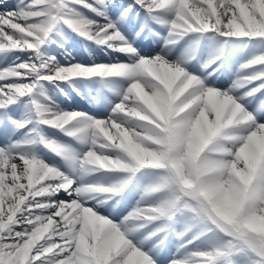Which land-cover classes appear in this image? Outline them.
<instances>
[{
  "label": "snow or ice",
  "instance_id": "obj_1",
  "mask_svg": "<svg viewBox=\"0 0 264 264\" xmlns=\"http://www.w3.org/2000/svg\"><path fill=\"white\" fill-rule=\"evenodd\" d=\"M137 4L147 14L141 31L147 26V19L167 25L166 44H172L189 33L208 31L227 38H264V0H135L121 13V19L132 12ZM21 5L23 0H18L16 7L6 2L0 3V53L33 51V56L28 60L0 68V119L8 120L15 129L25 127L29 121L13 119L8 114L9 106L33 93L40 80L63 81L60 77L65 72L69 77L85 75L76 67L78 63L61 66L54 57L45 58L40 51L53 27L62 21L83 37L138 58V67L159 75L174 101L173 123L187 116L193 120L199 117L204 122L212 116L213 127L219 128L221 121L229 126L223 132L226 138L232 129L245 125V122L247 130L254 136L264 135V122L257 120L231 94L233 88L256 80L262 82L246 95L264 89V53L255 55L241 68L244 70L257 65L259 70L240 76L249 79L241 80L238 77L228 90L205 85L193 88L189 87L192 80H177L179 71L169 67L163 56H139L132 43L118 30L117 24L107 19L106 13L96 6L106 8L105 0H95V4L88 0H28L26 5ZM73 5L89 8L104 16L107 22L86 18ZM162 10L171 12V19H163L159 15ZM156 65L160 66L159 71ZM87 75H91V72ZM32 103L38 124L55 127L88 144L97 157L114 156L120 151L118 146L122 137L114 127V124L121 123L118 117L123 115L118 110L106 118H97L78 111L53 110L35 100ZM178 111L180 114L177 116ZM153 119L157 124H162L161 120ZM73 120L83 122V127H72ZM24 143L31 141L0 146V264H155L154 258H150L142 246L126 238V233L130 231L127 224L131 219L145 223L157 221L162 217L160 208L154 204L152 208L156 210L153 211L148 206L138 204L119 224L114 223L83 204L82 188L74 187L73 180L63 171L33 154L18 150ZM67 159L71 160L73 166L79 165L84 172L90 170L83 153L79 159L70 154ZM62 191L73 198L53 199ZM182 206L192 213L194 221L210 225L208 231L216 229L226 239L219 248L195 251L185 257L174 256L169 264H191L193 258L196 264H212L217 257H227L241 251L255 254L257 259L253 264H264V228L259 221L260 217H264V201L256 200L255 215L243 228L225 227L192 202L191 196L184 197ZM167 219H172L171 214ZM41 224L47 225L43 233L38 228ZM37 235L43 238L37 240Z\"/></svg>",
  "mask_w": 264,
  "mask_h": 264
},
{
  "label": "clouds",
  "instance_id": "obj_2",
  "mask_svg": "<svg viewBox=\"0 0 264 264\" xmlns=\"http://www.w3.org/2000/svg\"><path fill=\"white\" fill-rule=\"evenodd\" d=\"M167 54L165 50L163 55L157 53L155 56H163L169 67L179 71L178 81L192 80L189 87L193 88L204 85L199 76L190 73L183 66L186 59L194 56L189 58L182 54L178 60H168ZM132 60V63L76 65L85 74L77 77H99L109 86H112L114 78L128 80L126 88L114 89L120 99L112 112L118 110L123 114L118 117L121 123L114 124L122 137L118 153L101 158L88 147L83 155L90 170L84 172L79 165L73 166L71 160L67 159L69 154L76 159L80 158V153L71 146L43 134L39 136L40 142L65 159L78 175L110 167L133 174L145 167L163 170L159 182L147 187L142 194L144 198L161 189L167 190L166 198L155 204L161 209L162 217L168 218L169 214L173 216V208L182 206L184 197L191 196L192 202L225 227L247 226L249 218L255 215L256 200L264 201V135L254 136L247 130L245 123L243 128L232 129L226 138L223 132L229 126L221 121L219 128L213 127V118L210 119L212 116L204 122L199 117L193 120L191 116H187L173 123L174 101L171 92L164 86L159 75L138 67V58L133 57ZM244 65L241 64L240 69ZM155 67L159 71L160 66ZM207 67L208 64L202 66ZM93 68L97 70L92 71ZM89 72L91 75H87ZM60 78L69 81L73 77L65 72ZM125 101L128 103L125 104ZM261 108H264V99L257 105V116ZM179 114L178 111L176 115ZM153 117L161 120L162 124H157ZM71 126L83 127V122L73 120ZM142 161L151 163H141ZM130 180L129 176L116 181L112 186H82L81 196L92 198L109 191H122ZM148 207L156 210L151 204ZM259 221L264 228V217H260ZM46 227V224L38 225L40 233ZM42 238V235L36 237L37 240ZM191 264H196L194 258Z\"/></svg>",
  "mask_w": 264,
  "mask_h": 264
},
{
  "label": "bare ground",
  "instance_id": "obj_3",
  "mask_svg": "<svg viewBox=\"0 0 264 264\" xmlns=\"http://www.w3.org/2000/svg\"><path fill=\"white\" fill-rule=\"evenodd\" d=\"M14 1H16V4H17L18 0H14ZM14 1L13 0H8V2H6V3L11 5L12 7H16L17 5L15 4ZM110 1H111V3L114 2V0H110ZM91 2L93 4H95V0H92ZM27 3H28V0H23V5H26ZM105 3H106V5L110 4V6L112 7V12L109 11V10H107V11L101 10V8H99V10L100 11H104L106 13L107 19H110L111 21L115 22L117 24L118 28H119L121 26L120 21L112 19V18L115 17L114 15H115V12H116L115 11L116 8L113 7L112 4L108 0H105ZM122 3H123V1L119 0V2L116 3L115 5H119L120 6ZM23 5H21V6H23ZM73 7H75L86 18H89V19L94 20V21H98L100 23L107 22V19L104 16H101L99 14L97 16H95L93 14L94 11H91V10L87 9L86 7L82 8V7L78 6V5H73ZM159 15L163 19L168 20V19H171L172 13L169 12L168 10H162L159 13ZM125 19H127V18H125ZM125 19H124V21H125ZM124 21H121V22H124ZM127 22L131 23V22H134V20L132 19V21L130 22V20L127 19ZM56 25H62V21L58 22ZM161 25H162V34L166 37L167 33L163 32V30H167V25H165V24H161ZM61 28L65 29L64 31H62V34H63V37L61 39L62 43L66 44V45H70V44L74 45V42H75V40L77 38L76 37L77 36L76 35L77 32L74 31L72 28L67 29L63 25H62ZM51 34H52V31L49 33V36H51ZM71 34L74 35L76 38L75 37L71 38ZM47 38L45 40V43L41 45V49H40V51L42 52V54H43V56L45 58L49 57L47 55H50V53L54 54L53 50H51V48L49 49L50 45H49V41H48ZM80 39H82V38H80ZM230 39H233L234 41L239 40L238 37L227 38V37H224V36H222L220 34H217L215 32L208 31V32H205V33H189V34H186L183 37L177 39L174 42V44L177 43V48H180V47L182 48V47H184V45L181 46L180 43H182V41H184V40L185 41L187 40L186 42H184L187 47L188 46H190V47L193 46L194 48L197 47V49L201 50L199 47H203L204 46L203 43L208 42L207 43V49H209L210 51H216L219 48V44H222L221 47H224V46L227 47V48L233 47L232 40H230ZM255 39H258V38H255ZM259 39H263V38H259ZM241 40H244V39H241ZM84 41H85L84 42L85 45H87V43H89L91 49L94 48V44L92 42H88L90 40H84ZM225 41H227V43H225ZM248 49H250V48H247L246 50H244V52H243L244 55H242L243 54L242 53L241 56L244 59H249V61L255 55L264 53V47H258V48L255 49L254 52H253V50L250 51ZM175 50H176V46L172 50L169 51L168 56H170L171 58H175L174 54L172 53V52H175ZM10 53L6 55L7 62H10V64H12L13 62L20 63L21 61H26V60L29 59V57L33 56V51H23V52H21V51H15L14 50V51H11ZM238 55H239V51H236L235 53H226L225 54V59L229 60L231 66H233L235 57L238 56ZM124 56L126 58L117 57V58H114V59L107 60L106 62L107 63H124V62H126L127 59H130V62H128V63H132L131 58L127 54H125ZM17 57H19V59H17ZM151 57H153V56H151ZM11 58H12V60H10ZM55 60L61 66H67V65H71V64L77 63V62L71 61L70 59H67L65 61H60L59 59L55 58ZM94 63H97V62H94ZM94 63H80V64L89 66V65H92ZM237 63H239L241 65L240 61H237L235 63V65ZM258 69H259V66L252 65L249 68L244 69L242 71L244 73L252 74L254 71H256ZM239 70H241V69L239 68ZM231 79H232V77L229 76L226 79L221 80V82L217 83L214 87L216 89H218V90H228L230 88V86H231V84H230L231 83ZM53 82L54 81L40 80L38 82V84H37V87L33 90V93H31L29 95H26L25 97L20 98V99L27 100L28 104L31 105L30 109H31V116L33 117V120L31 119L29 121L28 127L32 129V134L35 135V136H38V137L41 134H43V135H45L48 138H53L50 135V131H48V129H49L48 127L49 126L47 127L46 125H42V124H38L37 123V113L35 111V106H34V104L32 103L31 100L34 99V98H39L40 97V94H38V92H37V90H38V88L40 86H42V85L51 86ZM203 82H205V81L203 80ZM249 85L250 84H247V85L243 86V88H246ZM261 90L264 91V89H261ZM231 94L234 96V98L237 99L238 102H240L243 105V107L245 109H248L249 112L253 111L252 108L249 107L248 103L243 98V96L240 94V88H238V89L237 88H233ZM119 99H120V97L117 94H115V96H114V98L112 100H114V102H119ZM22 102H24V104H25L24 100H22ZM43 105L48 107L45 104H43ZM113 107H114V105L111 106L109 109L101 110V113L104 114V116L102 118H106L109 115H112L113 114V112H112V108ZM256 115H255V118L257 120H259L261 122H264V115H260L258 117H256ZM212 118L213 117H210V119H212ZM245 123H247V122H245ZM243 127H244V125L238 126V128H243ZM34 129H35V131H34ZM0 142H3V140L0 139ZM13 143L14 142H12V143H4V145H0V146L7 147V146H9V145H11ZM40 144H41L40 148L45 150L44 144L41 143V142H40ZM88 147H89V145L81 143V145L79 146L78 150H76V151L78 153L82 154L83 151H86V148H88ZM18 150L31 153V151L28 148V146H25L23 144L20 145ZM31 150L33 152H36V151H37V153L39 152V149H36V151L34 149H31ZM39 155L42 158L41 160H43L46 163L48 162V164L50 166H54V165L50 164V162L52 161V157L50 155L46 154L45 157H43L40 154V152H39ZM54 161L57 162V164L55 163L57 165L55 167H57V168L61 167V171H63L66 175H68L73 180V186L74 187L86 186V185H84L83 178L80 177V174L78 175L77 172L73 171L71 168H69L68 165L64 164L63 162H60L59 160H54ZM64 162L68 163L67 161H64ZM147 169H150V170H152L153 172H156V173L163 174V170L150 168V167H147V168L145 167V168L140 169L138 172H136L134 174L133 173L127 174L128 176L126 175V178L131 176L133 178V180H134L140 175L141 170H147ZM116 172H119L116 176H119V174L124 173V172L119 171V170L116 171ZM113 174L114 173L110 174L109 177L104 176L103 180L105 182H107L108 184L113 185L115 183V181H113V180H115L117 178L116 176L113 178ZM91 176L92 177H96L98 175L91 174ZM143 177L146 179V181L149 180L148 179L149 177H147L146 175H143ZM158 182H159V178L157 179V182H155V184H157ZM130 189L128 187H125L123 189L124 191H122L123 194H121V195L128 194V201L124 202L119 208H113V209L102 208V206H100V204L95 200L96 196H93L92 198H85V197L81 196V200H82V202H83V204L85 206L91 207L94 211L97 212V214L103 215L106 218L110 219L112 222L119 224L120 221H122L125 218V217H123V214L125 212L126 213H130L138 204L140 206H148L150 204L154 205V204L158 203L159 201L165 199L166 196H167V190L166 189H161L160 191L152 193L149 196L144 197V198H142V196H139L137 191H133L132 192V190H130ZM72 198H73L72 196H69L68 193L63 192V191L58 193L56 196L53 197V199H58V200H69V199H72ZM173 213L174 214H173L171 220H168L167 217H161L157 221L150 222V223H145L144 221L140 220L139 222H142L144 224H143V226H139V227H136V228L130 227L129 224H133L135 221H138L139 219H131L128 222V224H127V228L130 231H128L126 233V238L129 239L134 244H136L138 246H142V250H146V254H149L150 258H154L155 264H164V262L162 263L163 259L171 260L172 258H174V256H179V257L188 256L190 254V253L186 252V247H188V246H196L200 251H206V250H213L211 245H210L211 242H215L216 245L218 246V248L223 245V243L219 242V238L221 236H223L222 233H220L218 230H214V229L212 231H208L207 229H208V227L210 225H206V224H203V223H197L196 221H194L193 223L190 222L189 221V216L187 214V211L184 210V209H179V205L177 206L176 209L173 210ZM179 215L184 216L187 219V221L189 222V225L185 229H182V227H180L179 223H177L173 219L174 217H178ZM150 227H153L154 229L159 228L161 230L160 231L156 230L155 235H152L149 238L139 237V234L141 232L149 229ZM169 228H173L175 231L179 232L180 238L182 237V239L184 237L188 238V234L189 233H196V235L191 240V243H189V240H188V241L185 242V244H182L180 247H178L174 251H173L172 247L169 244H168L169 247L167 249L162 248L160 251H158L157 249H155L151 245L150 241L153 238H156L159 235L162 236L163 234L167 235L166 238L169 239V235L167 234V232H168L167 230ZM181 233H183V235H181ZM209 238H211V239H209ZM53 239H55V238H53ZM247 253L245 252L244 255H243V254H240L239 252H237V253H235V254H233L231 256L217 257V259H215V261H216V263H217V261L218 262L221 261V262H223V264H252V263L247 261L248 260L247 259L248 256H250V252L247 251ZM49 255H51V254H49ZM253 258H254V260L257 259V257H255V255L253 256ZM229 262H231V263H229Z\"/></svg>",
  "mask_w": 264,
  "mask_h": 264
},
{
  "label": "rangeland",
  "instance_id": "obj_4",
  "mask_svg": "<svg viewBox=\"0 0 264 264\" xmlns=\"http://www.w3.org/2000/svg\"><path fill=\"white\" fill-rule=\"evenodd\" d=\"M161 175H163V174H161ZM224 239H226V237L222 236L221 238H219V241H220L221 243H223ZM245 252L247 253V251H241L240 253H241V254H244ZM249 252H250V251H249ZM247 254H248V253H247ZM250 254H251V255L248 256L247 259H248L249 261H252V260H254L253 256H254L255 254H253V253H251V252H250Z\"/></svg>",
  "mask_w": 264,
  "mask_h": 264
}]
</instances>
